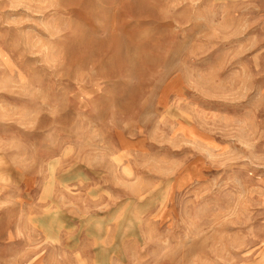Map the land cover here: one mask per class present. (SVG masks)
Wrapping results in <instances>:
<instances>
[{"label":"rangeland","instance_id":"374dc122","mask_svg":"<svg viewBox=\"0 0 264 264\" xmlns=\"http://www.w3.org/2000/svg\"><path fill=\"white\" fill-rule=\"evenodd\" d=\"M0 264H264V0H0Z\"/></svg>","mask_w":264,"mask_h":264}]
</instances>
